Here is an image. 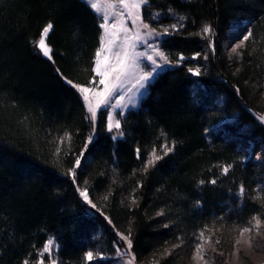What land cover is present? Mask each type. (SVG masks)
<instances>
[{"label": "trees", "instance_id": "16d2710c", "mask_svg": "<svg viewBox=\"0 0 264 264\" xmlns=\"http://www.w3.org/2000/svg\"><path fill=\"white\" fill-rule=\"evenodd\" d=\"M153 12L166 25L186 17L161 43L173 65L121 119L122 139L107 131V112L98 114L91 163L77 170L74 182L67 170L93 125L67 80H93L100 19L84 0H0V264H36L50 237L59 246V264H109L118 232L131 233L138 261L170 238L188 244L201 230L239 229L264 211V165L252 161L264 145V125L255 115L262 101L247 80L250 74L264 80V0H150L144 18ZM245 20L258 49L254 70L235 68L223 51L230 26ZM49 22L53 60L35 47ZM205 24L214 34H198ZM197 67L201 75L188 72ZM65 133L71 139L61 143ZM173 141L174 151L164 156L160 145ZM153 147L163 158L145 171ZM226 165L231 168L223 174ZM77 186L89 190L95 208ZM88 251L106 259L89 262ZM159 264L173 263L167 256Z\"/></svg>", "mask_w": 264, "mask_h": 264}, {"label": "snow or ice", "instance_id": "6c2138e0", "mask_svg": "<svg viewBox=\"0 0 264 264\" xmlns=\"http://www.w3.org/2000/svg\"><path fill=\"white\" fill-rule=\"evenodd\" d=\"M150 0H117L116 3H108L106 5V11L103 16L96 11L98 19H102L103 22L99 25L102 29L100 37V45L96 49L94 57V67L91 71L94 73L92 81H89V86L85 87L79 84H73L71 80H67V83L72 85L81 94V99L84 102V106L88 115L85 117L93 125V134H90L80 150L78 155L73 156L72 166L67 170V175L73 177L75 182V176L77 170H83V168L91 163L88 158V151L94 144L96 137L94 135L95 126L97 124L98 114L102 115L107 112L106 129L108 132L115 131L116 134L112 136V139H122L125 133L122 130L121 119L125 117L126 110L137 106L138 96H142L147 90L148 85L156 78L161 70L169 65V60L164 51L161 50L160 43L163 36L172 34L184 27L183 21L186 20L185 16H176V23L170 26H164L160 30L153 28L149 23L144 22L141 9L146 7ZM84 3L90 4L91 9L97 10L98 5L94 0H84ZM171 11V10H170ZM126 21H130L132 27L127 26ZM153 23L159 22V13L151 16ZM53 28L51 22L47 23L40 31V38L35 43V47L38 50V54L53 60V49L46 43V38ZM199 35L206 37L209 34H214V30L207 24L202 26ZM253 37L252 29H248L246 34H242L240 43L231 48L232 53L239 55L238 49L241 48L245 42L249 41ZM208 47L215 51V44L209 42ZM138 48H142L140 51ZM201 53L197 52L192 57L193 60L199 58ZM207 59V55L204 56ZM185 58L181 55L176 61L177 64L181 63ZM59 71V69L57 70ZM188 72L193 75H201V69L188 68ZM135 80V90L137 95H130L125 102V97L121 94L125 88V85L129 79ZM132 92V89H128ZM115 101V103H113ZM119 116L121 119H117ZM261 122H264V115L258 118ZM207 131V130H206ZM70 136L65 133L64 137L60 138L61 143L65 140L70 141ZM175 148V141L172 146L167 144L160 145L163 155L166 156ZM60 148H57V152ZM142 149L139 147L135 150L137 159L141 158ZM69 155H73L71 152ZM163 158L162 155L157 153V149L153 147L152 151L148 153L147 159L144 163V170L154 167L156 162ZM231 165L222 167V173L227 174ZM215 179L209 181V183L215 184ZM204 183V181H200ZM141 185L138 183L137 188ZM135 192V189H133ZM77 192L79 196L92 208H95V204H92L89 199V190L77 186ZM245 188L240 186L238 195L244 196ZM259 195V194H258ZM107 199V196H105ZM135 203V200H132ZM199 203V202H197ZM98 210V209H97ZM164 212L157 213V215H163ZM256 226L260 224V219L254 216ZM111 223V221H109ZM167 227V225H165ZM241 233H248L251 230L249 228L240 229ZM120 240H123L126 244V249L119 246V241H114L113 245L116 247L117 255H129L132 249L131 233L124 235L117 233ZM200 243L195 245L194 259L203 261L206 256V251L203 247V243L207 242L210 238L205 237L204 230H201L198 237ZM54 240L49 238L45 241L43 249L37 254L36 264H44V256L46 253L50 254L54 246ZM219 243V241H217ZM179 247V245H175ZM85 259L89 262L99 261L106 259L103 256H95L92 251L85 253ZM135 257L130 256L126 264H133ZM22 264H28L25 259ZM50 264H57L56 260L50 259Z\"/></svg>", "mask_w": 264, "mask_h": 264}, {"label": "rangeland", "instance_id": "374dc122", "mask_svg": "<svg viewBox=\"0 0 264 264\" xmlns=\"http://www.w3.org/2000/svg\"><path fill=\"white\" fill-rule=\"evenodd\" d=\"M94 2L97 3L98 5V9L94 11L95 12L98 11L100 15L103 16L104 12L106 11V5L108 3H116L117 0H94ZM143 8L141 9L142 16H143ZM154 14H157V12L152 13V15ZM143 19H144V22L149 23L151 27L157 28L158 30H160L164 26H170V25L160 24V23L153 24L151 20H146L144 16H143ZM102 22L103 20L100 19V24ZM126 23L129 28L132 27L130 21H126ZM249 28L251 29L250 22L246 20L242 22L233 23L228 29L227 35L225 39L223 40L224 53L227 55L228 59L231 62H233L234 67L238 69L241 67L245 68L246 66L248 67L251 65V68H253L254 70L256 62H258V57H259L258 51H257L258 49L254 46L255 45L254 40L250 39L249 41L245 42V44L241 48L238 49L239 55L231 52V48L240 43V39H242V34H246ZM170 35L163 36L162 41L163 39H165L166 37ZM38 40L39 39H37L36 42H38ZM161 43H160L161 50L164 51V53L167 55L168 60H169V65L164 68L166 69L168 67H172L173 63L171 59L169 58L168 54L165 52V50H163ZM138 50L142 51L143 49L138 48ZM247 80L249 82L248 84L253 94H256V96L259 95V98H261L260 100L262 101L261 108L263 109V111L260 113H256L255 115H256L257 120L264 125V122H261L258 119L261 115H264V80L257 77V75L252 76V74H250L247 77ZM82 86L88 87L89 85H82ZM128 89H132V92H129ZM146 92L147 90L144 92L142 96H138L137 106L134 108H137L139 106V103L142 97L146 94ZM121 94L125 97L126 103H127V98L130 95H137L136 90H135V80L134 79H131V78L129 79V81L125 85V88ZM113 103H115V101H113ZM134 108H130V109H134ZM130 109L126 110L125 115ZM116 118L121 119L119 116H117ZM115 134L116 132L113 131L112 136ZM252 161L258 167L264 165V145H262L259 151L256 152L252 156ZM262 178L263 180H262L261 185L264 189V171H263ZM257 217L261 221L258 226H256V221L252 218L251 221L246 226H242L239 229H237L236 226L228 227L227 229H223L221 226H211L205 229L204 230L205 237H209L210 239L207 242L203 243V247L206 251V256L203 261H198L194 259L195 245L197 243H200L198 239L199 234H197L188 244L186 243L184 239H181L180 237L170 238L165 244L164 248H162L160 252H158L157 254H152L151 256L143 257L138 261L135 258L133 261V264H159V261L162 258H167V256L171 257V261L173 264H257V263H260L264 260V211H262ZM243 228H249L251 231L248 233L242 234L240 229H243ZM50 238H52L55 243H54L51 253L45 254L44 264H50V259L56 260L57 264H59L58 255H57L59 246L57 242L55 241L54 237H50ZM217 241H219V243H217ZM175 245H179V247L174 248ZM119 246H121L123 249H126L127 247L125 242L123 240H120V237H119ZM93 255L94 257L101 256L99 253H95V252H93ZM130 256H134L132 250L129 255H119V256L117 255V252L115 251V254L109 264H126Z\"/></svg>", "mask_w": 264, "mask_h": 264}, {"label": "water", "instance_id": "95a60500", "mask_svg": "<svg viewBox=\"0 0 264 264\" xmlns=\"http://www.w3.org/2000/svg\"><path fill=\"white\" fill-rule=\"evenodd\" d=\"M257 264H264V260L262 262H260V263H257Z\"/></svg>", "mask_w": 264, "mask_h": 264}]
</instances>
